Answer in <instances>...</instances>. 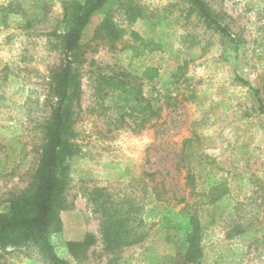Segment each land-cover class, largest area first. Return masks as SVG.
Masks as SVG:
<instances>
[{
	"label": "rangeland",
	"instance_id": "374dc122",
	"mask_svg": "<svg viewBox=\"0 0 264 264\" xmlns=\"http://www.w3.org/2000/svg\"><path fill=\"white\" fill-rule=\"evenodd\" d=\"M205 1L232 36L182 0H116L115 42L94 37V20L62 229L0 251V264H264V0ZM74 2L0 0L2 213L32 181L61 60L53 33ZM100 188L132 206L140 243L106 251ZM197 227L204 256L191 263ZM88 234L97 242L77 261L68 244Z\"/></svg>",
	"mask_w": 264,
	"mask_h": 264
},
{
	"label": "trees",
	"instance_id": "16d2710c",
	"mask_svg": "<svg viewBox=\"0 0 264 264\" xmlns=\"http://www.w3.org/2000/svg\"><path fill=\"white\" fill-rule=\"evenodd\" d=\"M190 10L221 32L229 33L224 16L213 11L205 0H182ZM116 0H81L65 7L62 32L53 33L59 42L60 65L51 71L49 78L50 116L43 125V143L39 159L27 189L10 201L7 213L0 212V251L13 256L9 248H19L31 240L47 241L51 234L62 229L61 213L67 209L66 192L69 186L68 160L78 155V147L72 141L77 111L81 108L82 82L79 67L84 62L87 34L98 17L102 21L94 31V37L108 42L118 41L123 30L115 23L110 8ZM90 201L101 215L102 240L107 252H117L140 243L144 233L134 231L129 224L133 208L126 201L115 203L104 188L95 189ZM127 205L128 209L124 210ZM121 207V208H120ZM201 236L197 227L190 235V247L186 257L193 263L202 258L203 251L195 243ZM96 238L88 234L82 242H70L68 249L77 261H84L86 253ZM80 252V253H78ZM55 264H69L53 259Z\"/></svg>",
	"mask_w": 264,
	"mask_h": 264
}]
</instances>
